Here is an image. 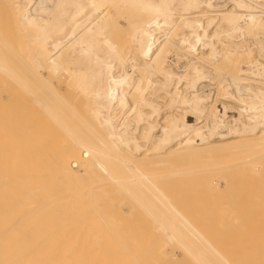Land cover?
Segmentation results:
<instances>
[{"label": "bare ground", "instance_id": "6f19581e", "mask_svg": "<svg viewBox=\"0 0 264 264\" xmlns=\"http://www.w3.org/2000/svg\"><path fill=\"white\" fill-rule=\"evenodd\" d=\"M228 1L0 0V264H238L218 229L205 219L204 234L176 206L186 169L162 164L229 134L225 145L264 146V80L245 75L263 73L264 0ZM218 88L241 103L237 117L218 110ZM115 195L156 230L132 238L133 221L107 206Z\"/></svg>", "mask_w": 264, "mask_h": 264}, {"label": "rangeland", "instance_id": "374dc122", "mask_svg": "<svg viewBox=\"0 0 264 264\" xmlns=\"http://www.w3.org/2000/svg\"><path fill=\"white\" fill-rule=\"evenodd\" d=\"M214 2H221L222 4H227L229 1L228 0H213ZM229 7L231 6V3L228 4ZM251 41H252V44L250 45V47L254 50V54H255V59H258L259 56H256L257 53H258V50H257V46L256 44H254V39L251 38ZM219 45V48H222V46ZM199 46V45H198ZM261 61H259V63H261L262 65H260L259 67L261 68V66L264 65V59H260ZM257 63V62H256ZM249 64H254V61L250 62ZM259 65V64H258ZM246 66V65H245ZM243 69L247 68L246 67H242ZM263 73H264V67H262L260 69ZM260 74V76L258 75L255 79V76H253L252 74L249 73L248 74H245L247 77L249 76L251 78V80H264V74ZM248 77V78H249ZM223 81H226V79L224 78ZM209 83V82H207ZM212 83V84H211ZM210 85H212L213 87L215 86V83L214 81H210ZM234 88V87H233ZM223 88H218L217 89H213V97H217V102H216V106L218 108L219 111H221L223 113V115L225 114V116H227L228 118H231V117H237L238 116V110H239V106H241V103L234 97H232L231 95L229 96V94L227 93H224L225 90H222ZM220 91V92H219ZM234 91H235V88H234ZM250 91V90H249ZM223 93V94H222ZM217 94V96H216ZM163 99V98H162ZM236 101V102H235ZM161 102H163L161 100ZM239 102V104H238ZM226 104L227 107H225V110H224V105L223 104ZM239 105V106H238ZM164 111V112H163ZM166 111V112H165ZM163 114H166L168 111L166 109L163 108L162 110ZM186 120L190 123V124H196V123H201L202 120L201 119H197L196 116H194L193 113H190L189 116L186 118ZM264 126L260 125L259 129H257V132L259 131L262 132V130H264L263 128ZM226 129H223V131L225 132ZM236 136L235 134H229L228 136L224 137V141H222V143L218 144L217 147H214V148H209V149H203L201 151H196V152H188V153H185V154H182L181 156H178V155H175L174 157L171 156V158L169 157L167 161H170V162H165V158L163 159L165 163H162V164H165V168H168L169 166H173L174 164L178 165L179 169L176 168V172L179 171H186L187 172H183V174L185 175H178L179 176V179L181 180L180 183H178V178L176 176V178L174 177L175 181H177V183L180 185H178L175 181V184L176 186H179L176 188V186H174L175 184L170 182V184H166L164 181H162V185L163 183L166 184L169 188L170 185H172V187L170 186V190H168L167 187H165L166 185H163V187H165L168 191H170V193L172 194V189L176 188L175 191H173V194H177L176 197H178L180 200V202L175 198V202H177L179 205V208L180 210L182 211V208L183 206L182 205H185L186 208L188 209H185L183 208V210L186 212V210L190 211V214L189 211L187 212V214H185L187 217H189L187 219V222L188 220L190 219V222L191 223H194L197 224L195 226H197V228L199 227V230L201 232H203L204 234L207 232H210L212 234H214L213 232L216 231L217 229V233L215 232V234L213 236H215L213 239H217V238H220L219 242L221 241H224L220 244H222V247H219L221 245H217L219 248H221V250L224 252L225 251V255L228 256L229 258V248L230 250L232 249V252L234 250V253H230V257L233 261H237L238 264H264V155L261 154L262 151L264 153V146L259 143V142H241L237 145H225L224 143H227L228 141L232 140L231 138ZM242 138H245V139H251L252 137H254V135H246V136H241ZM217 139L219 137H216ZM239 138V137H238ZM220 139V138H219ZM248 141V140H246ZM198 143H200V141H198ZM183 145V146H182ZM261 145V147H259ZM175 147H178V148H187L188 147V144L185 143V141H182L180 143H175L174 145ZM200 146H204V145H200ZM182 148V149H183ZM220 149V150H219ZM195 153V154H194ZM213 153V154H212ZM188 154V155H187ZM199 154V155H198ZM241 154V155H239ZM260 154V156L258 155ZM257 155V156H256ZM262 155V156H261ZM183 156V157H182ZM181 157V158H180ZM206 157V158H205ZM209 157V158H208ZM220 157V158H219ZM251 157V158H250ZM258 157V158H257ZM203 158V159H202ZM247 158V159H246ZM249 159H252L253 162L249 161L248 163H245L243 162V160H248ZM170 159V160H169ZM180 159V160H179ZM212 159V160H211ZM241 159V160H240ZM243 159V160H242ZM255 159V160H254ZM172 160V161H171ZM176 160V161H175ZM207 160V162H206ZM184 161V162H182ZM214 161V162H213ZM243 163H242V162ZM194 162V163H193ZM235 162V163H234ZM241 162V163H239ZM161 163H157L156 162H153L151 164H144V163H141L142 166H144L143 168L147 169L150 171V169H154L156 170V168L160 167V164ZM170 163V164H169ZM245 163V164H244ZM161 164V165H162ZM167 164V165H166ZM169 164V165H168ZM180 164V165H179ZM183 164V165H182ZM187 165V166H186ZM221 165V166H220ZM228 165V166H227ZM163 166V165H162ZM168 166V167H166ZM181 166V167H180ZM227 166V167H226ZM169 167V168H170ZM189 170V171H188ZM221 170V171H220ZM205 171V172H204ZM200 172V173H199ZM182 173V172H181ZM208 173V174H207ZM220 173V174H219ZM193 174V175H192ZM205 174V175H204ZM222 174V176H221ZM189 175V176H188ZM206 176V177H205ZM186 179H185V178ZM202 177V178H201ZM206 180H205V178ZM208 177V179H207ZM183 178H184V181L186 182H182L183 181ZM196 178V180L194 181L193 179ZM212 178V179H211ZM219 179V180H216ZM173 179V180H174ZM204 179V180H202ZM216 180L219 182L220 186L218 188V186L216 187V190L215 187L213 188L212 186L215 185L216 183H214L213 185L209 186L210 185V182L212 180ZM179 180V181H180ZM193 180V181H192ZM202 180V181H201ZM209 180V181H208ZM192 181V182H191ZM197 181V182H196ZM194 182V184H193ZM199 182V183H198ZM203 182H206L205 184H203ZM209 182V183H208ZM215 182V181H214ZM169 183V182H167ZM172 183V184H171ZM191 183V184H190ZM198 183V184H197ZM174 184V185H173ZM193 184V185H192ZM203 186V189L205 190V193L208 192V194L210 193H213V195L215 194L216 196V199H215V196H213L212 194L210 195H207V197H212L211 198H205L206 201H204L203 199V196L205 197V195L202 196V194L204 193L202 186ZM208 184V185H207ZM160 184V186H162ZM187 187H186V186ZM188 185H191L188 187ZM195 185H200V189H198L197 186ZM205 185L206 186H209V187H206L205 188ZM191 189H188L187 188H190ZM186 188L187 192L190 190V192H186L184 191V189ZM198 191H197V189ZM173 189V190H174ZM217 194H216V192ZM221 189V190H220ZM176 190H178L176 192ZM180 190L184 191L181 193L179 192ZM192 190V191H191ZM195 190V191H194ZM209 190V191H208ZM233 190V191H232ZM176 192V193H174ZM191 192H193L191 194ZM194 192H197V193H201V195L199 196L198 194L194 193ZM236 196L234 197V195ZM185 193L188 194V196L186 197H190L192 198H188V202H182V201H185L184 199V195L182 196V194ZM190 193V194H189ZM204 193V194H205ZM181 194V196L179 195ZM193 194H194V197H193ZM223 194V195H222ZM229 197H227L226 195ZM233 196V198L230 196ZM197 195V196H196ZM180 196V197H179ZM196 197V198H195ZM202 197V198H200ZM218 197V198H217ZM225 197L230 201H234L235 198V201L233 202V204L230 202H228V200L226 201ZM195 198V199H193ZM197 198H200L199 200L201 201H198ZM231 198V199H230ZM117 199V200H116ZM203 199V200H202ZM213 199V200H212ZM223 199V200H222ZM187 200V199H186ZM217 200V202H216ZM123 203H120L121 202V197L119 195H115V197L113 198V200H111L110 202L112 203V205H107L108 208H112L115 213H114V216H117V217H121L122 221L119 222L120 225H122L124 222H126V220H131L133 221V226H132V229L130 228V231H128V233H132L133 235H131L132 238H136L137 235H139L140 232H143V230H146L145 232L147 231H151V229H147L149 228L147 225H153V222H152V219L151 218H148V219H145L146 221H143V216H145L144 213V210L142 209H138L137 205L133 206L131 203H130V199L128 197H125L124 199H122ZM191 201V202H190ZM220 201V202H218ZM110 202H107V203H110ZM182 202V203H181ZM227 202V203H225ZM238 202V203H237ZM180 203H181V206H180ZM188 205H187V204ZM235 203V204H234ZM231 204V205H230ZM237 204V205H236ZM106 206V207H107ZM234 206V207H232ZM238 206V207H237ZM105 207V206H104ZM103 207V208H104ZM133 207V208H132ZM102 208V207H101ZM115 208V209H114ZM236 208V209H235ZM133 209V210H132ZM137 209V211H136ZM129 210V211H128ZM131 210V212H130ZM139 210V211H138ZM212 210V211H211ZM124 213H123V212ZM140 211H143L142 213H139ZM211 211V213H209ZM231 211V212H230ZM118 213V214H117ZM122 213V214H120ZM126 213V214H125ZM128 213V214H127ZM135 213V215H134ZM213 213V214H212ZM232 213V214H231ZM117 214V215H116ZM139 214V215H138ZM141 214V215H140ZM143 214V215H142ZM211 214V215H209ZM216 214V215H215ZM251 214V215H250ZM119 215V216H118ZM123 215V216H122ZM132 215V216H131ZM138 215V218H136V216ZM203 215V216H202ZM206 215L209 217L206 218ZM230 215V216H229ZM232 215V216H231ZM142 216V218L140 217ZM191 216V217H190ZM210 216H213V220ZM220 216V217H219ZM123 217V218H122ZM198 219H197V218ZM225 217V218H224ZM227 217V218H226ZM134 218V220H133ZM194 221H192V219ZM235 220H234V219ZM237 218V219H236ZM120 219V220H121ZM138 219V220H137ZM206 219V220H205ZM140 220L142 222H145L146 225V228L143 229L140 228L143 226L144 223L141 222V225H140ZM150 220V221H149ZM204 220L206 221L205 222V226L208 227L210 224H211V229H210V226H209V229L210 230H213L210 231L208 228H206L205 226L202 227L199 222L204 224ZM208 220H212L213 221V224L212 225V221H208ZM222 222H221V221ZM227 223H226V221ZM234 220V221H233ZM243 220V221H242ZM124 221V222H123ZM225 221V222H224ZM229 221V222H228ZM190 222H188L190 224ZM197 222V223H196ZM210 222V223H209ZM201 223V224H202ZM208 225H207V224ZM219 223V225L217 224ZM227 225H226V224ZM216 224V226H215ZM223 224V225H222ZM233 226H232V225ZM200 225V226H198ZM218 225V227H217ZM221 225V227H220ZM227 229H226V227ZM230 225V226H229ZM224 226V227H223ZM223 227V229H222ZM155 230L156 228L153 227ZM202 228V229H201ZM205 228V229H204ZM220 228V229H219ZM207 229V230H206ZM209 230V231H208ZM231 230V231H230ZM240 230V231H239ZM153 231V230H152ZM229 231V232H227ZM219 232V234H218ZM221 232V233H220ZM234 232V233H233ZM206 233V235H207ZM232 233V235H231ZM218 235V236H217ZM229 235H231L232 237H229ZM244 235V237H243ZM209 236V235H208ZM213 236L210 235V237L212 238ZM225 236L227 237V239L225 238ZM224 237V238H223ZM235 237V238H234ZM222 238V239H221ZM232 238V240H231ZM248 238V239H247ZM224 239V240H223ZM236 239V240H235ZM228 240V242H226ZM231 240V241H230ZM218 240H215V242H217ZM219 242H217L219 244ZM233 243V246L232 244L230 243ZM238 244H237V243ZM236 243V244H234ZM245 243L247 244L245 246ZM228 246H227V245ZM170 247H168L167 245V250L168 251H171L170 248H172L173 246L172 245H169ZM172 246V247H171ZM243 247V248H241ZM245 247V248H244ZM179 248V249H178ZM225 248V249H224ZM227 248V249H226ZM243 249V250H242ZM177 250V251H176ZM176 250H172L171 253L176 257L178 258V262H179V259L180 261L183 260L181 258H183L182 255H184V253L182 254L181 252L182 251V247H178L176 248ZM179 250V251H178ZM228 251V255H227V251ZM240 250V251H239ZM176 251V252H175ZM239 252V254L237 253ZM244 252V253H243ZM254 254H252V253ZM180 253L182 255H180ZM246 253V254H245ZM251 253V254H250ZM253 255L250 257V255ZM238 255V256H237ZM240 255V256H239ZM244 255V256H243ZM248 256V257H245ZM235 256V257H234ZM181 257V258H179ZM238 257V258H237ZM242 257V258H241ZM257 257V258H256ZM240 258V259H239ZM246 258V260H245ZM260 258V259H258ZM230 259V258H229ZM230 259V260H231ZM238 259V260H237ZM240 260V261H239ZM250 260V261H249ZM256 260V261H254ZM261 260V261H260ZM185 261H181L180 263H184ZM232 262V263H234ZM262 262V263H261ZM178 263V264H180ZM236 263V262H235Z\"/></svg>", "mask_w": 264, "mask_h": 264}]
</instances>
